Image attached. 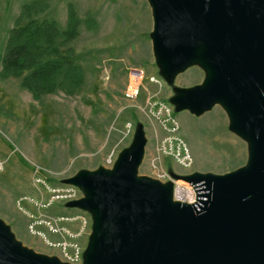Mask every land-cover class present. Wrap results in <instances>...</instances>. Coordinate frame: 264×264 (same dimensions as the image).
I'll return each instance as SVG.
<instances>
[{
    "label": "water",
    "instance_id": "obj_1",
    "mask_svg": "<svg viewBox=\"0 0 264 264\" xmlns=\"http://www.w3.org/2000/svg\"><path fill=\"white\" fill-rule=\"evenodd\" d=\"M160 74L173 85L192 66L193 86L174 85L176 112L221 105L248 144L246 164L223 173L172 172L197 190L174 199V181L139 173L148 138L139 123L112 168L64 179L83 196L66 206L92 215L83 264H264V0H148ZM0 264H72L19 240L0 217Z\"/></svg>",
    "mask_w": 264,
    "mask_h": 264
},
{
    "label": "rangeland",
    "instance_id": "obj_2",
    "mask_svg": "<svg viewBox=\"0 0 264 264\" xmlns=\"http://www.w3.org/2000/svg\"><path fill=\"white\" fill-rule=\"evenodd\" d=\"M70 6L77 33L71 40L61 36L60 46L71 47L84 82L73 93L59 88L36 97L21 77L2 71L7 40L13 27L30 19L55 20L61 31L66 30ZM152 30L148 0H0V217L25 245L56 254L38 233L55 237L44 221L85 212L66 206L70 199L62 195L72 185L64 179L81 169L112 168L133 142L139 123L148 138L142 175L156 178L154 163L170 174L223 173L246 164L248 144L229 129L221 105L200 116L175 111L170 102L174 85L200 84L206 74L195 65L173 85L167 83L155 59ZM136 69L144 72L143 85L139 96L130 100L125 90L129 73ZM161 104L179 122L175 134L189 148L191 167H183L163 149L170 132L155 115ZM85 214L90 224L82 242L87 246L93 220Z\"/></svg>",
    "mask_w": 264,
    "mask_h": 264
},
{
    "label": "trees",
    "instance_id": "obj_3",
    "mask_svg": "<svg viewBox=\"0 0 264 264\" xmlns=\"http://www.w3.org/2000/svg\"><path fill=\"white\" fill-rule=\"evenodd\" d=\"M69 12L71 21L64 31L55 20L30 19L13 27L7 40L2 71L21 77L22 85L36 97L54 93L59 88L73 93L84 82V72L72 55L71 47L60 46L61 36L71 40L77 33L72 22V6Z\"/></svg>",
    "mask_w": 264,
    "mask_h": 264
},
{
    "label": "built area",
    "instance_id": "obj_4",
    "mask_svg": "<svg viewBox=\"0 0 264 264\" xmlns=\"http://www.w3.org/2000/svg\"><path fill=\"white\" fill-rule=\"evenodd\" d=\"M144 79V72L141 69L132 70L128 76L126 85L125 96L130 99H136L141 91ZM156 118L159 120L161 126L170 132L164 139L163 149L181 164L183 167L188 168L192 166L193 157L187 147L186 142L175 133L179 130V122L172 114L171 109L166 105L161 104L159 110L155 113ZM131 126V124H130ZM108 161L111 165L114 163L113 154L110 155ZM156 173V178L163 182L168 180L174 181V199L187 203L197 202L196 188L184 179H175L173 176L159 164H153ZM40 182H45L40 180ZM65 189L64 196L66 199H78L83 196L81 190L76 186ZM78 191L81 194H78ZM85 212H81L71 216H59L52 221L43 220L51 230V235L55 236L50 238L45 232H38L45 240V242L52 248H56V255L62 261L72 264H83V253L86 245L82 242V237L87 234L88 226L90 224L89 216ZM77 223V226H73ZM32 231L33 226H31Z\"/></svg>",
    "mask_w": 264,
    "mask_h": 264
},
{
    "label": "flooded vegetation",
    "instance_id": "obj_5",
    "mask_svg": "<svg viewBox=\"0 0 264 264\" xmlns=\"http://www.w3.org/2000/svg\"><path fill=\"white\" fill-rule=\"evenodd\" d=\"M88 213V212H87ZM90 215V213H88Z\"/></svg>",
    "mask_w": 264,
    "mask_h": 264
}]
</instances>
